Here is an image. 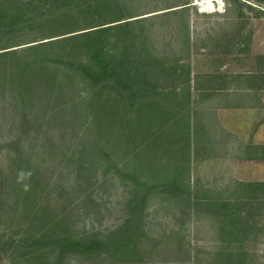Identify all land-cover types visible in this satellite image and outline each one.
Listing matches in <instances>:
<instances>
[{"label":"trees","instance_id":"16d2710c","mask_svg":"<svg viewBox=\"0 0 264 264\" xmlns=\"http://www.w3.org/2000/svg\"><path fill=\"white\" fill-rule=\"evenodd\" d=\"M247 1L264 7V0ZM232 2L237 17L244 6L255 10L246 2ZM188 4L186 0L181 5L188 8ZM128 7L126 0H0V88L8 84L15 93L12 106L21 113V122L29 111L27 94L40 88L61 90L64 79L54 75L58 70L67 72L70 80L76 74L93 87L88 103L97 138L104 146L112 144L116 152L126 148L134 164L124 172L112 164L111 154L100 140L96 144L102 153L98 165L102 175L114 166L116 173L131 182V195L124 203L126 215L119 226L105 234L73 236L58 230L61 227L54 218H47L36 230L31 220L25 225L9 219L5 227L10 233L0 234V264L6 258L10 264H64L71 256L143 264L140 246L146 204L155 196L182 202L191 214L204 212L221 224L220 236L227 249L219 264H250L253 259L242 243L257 235L253 209L264 202V182L238 183L239 195L223 199L210 198L206 191L194 193L190 181L192 92L200 91L198 98L205 100L212 92L229 89L230 80L226 82L223 75L192 74L187 55L158 56L151 19ZM261 7L256 12H262ZM163 13L176 16L177 9ZM185 22L182 50L188 51ZM242 31V27L235 29L228 39H222L220 52L240 46L247 50L250 35L244 40ZM255 59L254 73L245 77L246 87L264 90V54ZM73 84L75 88V81ZM20 130L25 131L22 126ZM253 153L250 159L264 160V146L255 147ZM1 172L0 168V195ZM28 188L23 205L30 210L37 191Z\"/></svg>","mask_w":264,"mask_h":264},{"label":"rangeland","instance_id":"374dc122","mask_svg":"<svg viewBox=\"0 0 264 264\" xmlns=\"http://www.w3.org/2000/svg\"><path fill=\"white\" fill-rule=\"evenodd\" d=\"M184 1L126 0L128 8L137 14L145 13L140 17L149 16L154 24L158 56L187 55L192 74L223 75L228 78L226 82L230 80L229 89L212 92L205 100L198 98L200 91L192 92L190 181L194 193L206 191L210 198L234 199L239 195L238 183L264 182V160L250 159L255 147L264 146V90L247 88L245 79L250 72L254 73L255 57L264 54V7L240 0L255 10L244 6L237 17L238 9L232 0H187L188 8L181 5ZM260 7L262 12H256ZM175 9L176 16L163 13ZM185 21L189 33L188 51L182 50ZM239 26L243 28L244 40L250 35L247 50L243 51L240 46L230 52H220V41L228 39L226 37L241 28ZM54 75L64 79L62 89L40 88L27 94L29 111L24 122H21V113L12 106L15 93L8 84L0 88L3 180L0 234L10 233V228L5 227L9 219L25 225L31 220L32 229L36 230L46 224L47 218L57 220V226L62 228L58 230H66L73 236L92 232L105 234L119 226L126 215L124 203L131 195L130 180L116 173L114 166L106 176L98 167L102 153L96 144L100 139L88 103L93 87L76 74H72L74 80L63 70ZM72 87L76 91L74 96ZM68 94L71 99L65 98ZM222 108L224 111H220ZM17 138L22 142L18 143ZM100 143L102 147L105 145L103 140ZM104 147L111 154L112 164L121 166L124 172L131 170L134 164L126 148L117 153L112 144ZM28 187H32L30 190L34 193L37 191L36 203L32 201L30 210L23 205ZM262 203L255 204L257 208L253 209L257 235L242 243V249L253 255L250 264H264ZM182 204L159 196L149 198L143 222L145 235L140 246L143 264L220 263L227 249L220 236L221 224L204 212L191 214ZM31 214H35L34 217ZM22 215H27L26 220ZM1 264H10V260L6 258ZM64 264L119 263L103 256L92 259L71 256Z\"/></svg>","mask_w":264,"mask_h":264},{"label":"crops","instance_id":"0c3cea01","mask_svg":"<svg viewBox=\"0 0 264 264\" xmlns=\"http://www.w3.org/2000/svg\"><path fill=\"white\" fill-rule=\"evenodd\" d=\"M221 103H222V102H221ZM224 109H225V108H222L220 111H224ZM231 110H234V111H235L236 109H231ZM206 146L210 147V145H208V144H207ZM210 158H211V157H210ZM262 161H263V160H262Z\"/></svg>","mask_w":264,"mask_h":264}]
</instances>
